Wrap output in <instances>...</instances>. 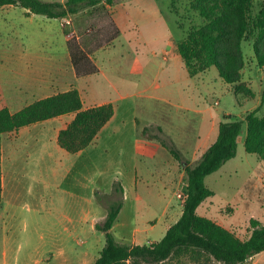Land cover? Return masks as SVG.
<instances>
[{
    "label": "crops",
    "instance_id": "1",
    "mask_svg": "<svg viewBox=\"0 0 264 264\" xmlns=\"http://www.w3.org/2000/svg\"><path fill=\"white\" fill-rule=\"evenodd\" d=\"M129 5V3H121L112 6V18L119 33L112 37L113 42L122 35L120 10L124 7L130 9ZM133 21L134 25H139L137 20ZM174 38L170 35L166 43L170 48L162 49V62L161 65L158 64L157 73L150 65L153 60L149 59L144 63L139 55L124 60V53L114 62L117 66L115 70L117 79L116 82H111L104 74V66L111 63L105 54L107 49L92 50L87 44L88 40L83 43L84 45H80L79 42L96 70L78 74L72 62L68 37L65 34L64 52L61 55L56 54L58 59L54 64L56 68L52 66L35 68L26 62L27 67L17 71L21 77H24L26 83L20 85L18 91L6 90L3 87L0 107L6 105L12 113L35 100L72 88L80 91L84 109L112 103L115 110L113 117L102 128L93 143L77 153H70L58 144L60 131L69 125L75 113L36 122L2 135L0 221L6 244L16 240L17 233L37 232L40 241L51 248L57 250L61 248L55 260H59L62 256L65 259L63 264H75L74 260L68 261L67 257H64L65 249L70 251L73 249L72 242L78 234L96 232V224L106 218L108 207L112 202L117 199L123 200L122 209L112 228L115 235L118 230H124L126 220L120 219L129 200L138 199L144 192L148 197L150 194L151 197L153 194L155 196V185L158 195L165 199L167 192L184 178L186 166L198 162L216 140L220 121L216 124L217 133L213 137L214 124L209 129L202 130V124L198 123L196 101L194 102L196 108L191 109L185 106L183 101L173 103L170 91L163 90L168 84L176 82L180 76L185 79H195L208 71L190 76L177 51L178 39ZM19 56L22 59L26 55L20 52ZM59 58L62 59L60 66ZM107 59L108 62L105 61ZM150 69V73L154 74L156 79L140 82L133 77L137 71L142 73L141 70L150 71ZM147 73L145 72V75ZM163 73L169 79L165 83L159 79ZM182 109L193 111L194 116ZM139 112L151 114L150 116L155 119H149L142 124L143 121L138 117ZM153 127L160 134H157ZM171 146L177 151L179 158L174 155ZM125 151H130L129 153L132 154L131 160L135 168L127 175V179L131 182L129 187L120 177L121 167L114 165L113 161L116 153L121 154L119 156L121 158ZM138 154L150 157L157 164L163 157L162 162L166 164V170L157 171L153 165L152 167L146 165L143 172L139 173L135 167L141 160ZM118 184L123 189V194L116 190ZM174 193L173 188L172 196L167 199L165 205V215L172 207ZM114 195L118 196L117 199ZM90 218H93L92 223ZM60 219L67 223L62 227V231L68 232L62 240L58 234ZM157 220L148 219L143 227L136 226L132 231L134 236L130 243L125 244L157 241L146 236L147 241L144 242L136 235L148 232L145 228L147 225L154 228ZM173 224L168 223L164 227L160 238ZM98 240L101 241V236ZM7 259L4 263L10 264ZM35 260L41 263L48 262L51 258L37 257ZM18 262L15 258L13 264H19Z\"/></svg>",
    "mask_w": 264,
    "mask_h": 264
},
{
    "label": "rangeland",
    "instance_id": "2",
    "mask_svg": "<svg viewBox=\"0 0 264 264\" xmlns=\"http://www.w3.org/2000/svg\"><path fill=\"white\" fill-rule=\"evenodd\" d=\"M43 1L64 2L65 0ZM121 3H129L130 9L124 7L120 10L119 20L122 26V35L113 42L112 37L118 33V27L112 18V6ZM26 12L27 9L19 5L0 7V103L2 102L3 87L6 90L18 91L20 85L26 83L24 77L17 73L20 68L24 70L27 67L26 62L35 68L42 66L56 68L54 66L55 62L58 61L56 54L61 55L64 52L66 31L70 32L67 37L69 35L75 36V41L80 42V45H84L83 43L88 40L87 44L92 50L107 49L105 54L110 59L109 63L113 64L104 66V74L111 82H116L115 70L117 66L114 62L117 61L118 56L125 53L123 59L127 60L130 56L133 58L139 55L144 63L149 59L150 61L153 60L150 65L157 73L158 64L161 65L162 62V49L164 47L170 48L169 45L166 46L169 36L179 39L184 34L185 29L202 21L199 13L193 8V0H114L111 5L104 1L94 7L84 8L67 19L48 18L40 14L28 16ZM132 19L137 20L139 25H134ZM242 46L245 57L242 81L244 88L250 90V94H247L243 88L237 92V85L226 83L220 77L216 67H211L207 72L205 71L206 73L195 79H185L180 76L176 82L168 84L167 88L163 89L170 91L169 94L173 103L183 101L185 106L193 109L196 108L194 105L196 101L198 104V123L202 124V130L209 129L214 124L213 137L217 133L216 124L224 119V115H230L232 119L242 120L247 112L261 104L259 114H264V102L262 103L264 67H260L257 63L252 40H245ZM20 52H24L26 55L22 59L19 56ZM59 59L60 66L62 59ZM109 59L105 61L108 62ZM138 67L140 68V63H138ZM141 71L142 73H137L138 71L134 73L133 77L136 80L147 82L156 79L154 74L150 73L151 69L150 71ZM145 72L148 73L145 75ZM159 79L162 83L169 80L165 73ZM185 112L194 116L193 111L185 110ZM150 115L143 112L138 113V117L143 121L142 124L154 118ZM153 130H155L154 127ZM155 132L160 134L157 130ZM246 135L247 124L244 122L238 137L236 156L226 162L219 171L206 177V183L214 191V195L208 197L198 208L200 215L214 219L219 224L234 230L242 238L250 234V220L252 218L264 224V161L258 155L248 153L245 150ZM167 143L169 144L170 141ZM129 152H123L121 158L119 157L121 154L116 153L113 160L114 165L121 167L120 177L128 187L131 182L127 179V175L130 171L135 170L131 160L132 154ZM138 156L141 160L135 167L139 173L143 172L146 165L149 167L153 165L157 171L166 170V164L162 162L163 157L157 164L148 156L141 154ZM119 159H121L120 162ZM184 178H181L180 182L173 186L175 192L172 199L173 204L166 215L165 205L172 196L173 188L167 192L165 199L158 195L157 185H155V196L153 194L151 197L150 194L148 197L144 192L138 199L129 200L120 219H125L126 224L124 230H118L115 233L116 239L124 241L123 243H130L134 236L133 229L136 226L141 228L148 219L153 220L155 218L158 220L154 228L147 225L145 228L148 232L136 235L137 237L140 236L144 242L147 241L146 236L149 239H161L160 236L164 227L168 223H175L183 212L185 203L183 195L187 192ZM117 197L116 195L115 198L117 199ZM92 219L90 218L91 223ZM65 225L67 223L60 219V232H58L60 240L68 233L62 231V227ZM99 236H101V241L98 240ZM4 237V233L1 232L0 221V264H5L6 258L10 264H13L15 258L18 259L19 264L64 263L65 259L62 256L59 260H55L61 248L57 250L40 241L37 232L17 233L16 240L10 241L9 244L5 243ZM104 239L103 232L99 230L91 233H80L72 242L73 249L71 251L65 249L64 257H67L68 261L74 260L75 264H93L104 247ZM37 257H47L51 260L37 263L35 260ZM127 264H131V262L129 261ZM140 264L152 263L140 262ZM157 264L219 263L213 259L198 260V258L185 255L173 256ZM243 264H264V251L250 257Z\"/></svg>",
    "mask_w": 264,
    "mask_h": 264
},
{
    "label": "trees",
    "instance_id": "3",
    "mask_svg": "<svg viewBox=\"0 0 264 264\" xmlns=\"http://www.w3.org/2000/svg\"><path fill=\"white\" fill-rule=\"evenodd\" d=\"M104 1L111 4L114 0H0V7L19 5L27 9L28 16L40 14L48 18L67 19L84 8L96 6ZM193 8L199 13L202 21L185 29L177 41V51L189 75L193 77L216 67L226 83L237 85V92L243 88L250 94V90L244 88L242 81V70L245 67L242 44L245 40L253 41L257 63L264 67V0H193ZM68 46L78 74L96 70L75 41V36H68ZM261 106L262 104L247 112L242 120L224 115V119L219 123L216 140L198 162L186 166L184 179L188 197L183 212L160 240L133 245L118 242L112 228L122 209L123 200L112 202L104 221L96 224V229L104 234L105 244L94 264H127L129 261L131 264H157L173 256L185 255L198 260L213 259L219 264H243L248 258L263 252L264 224L257 219L250 220V234L242 238L234 230L198 213L202 203L214 195V191L206 183V177L236 156L238 137L244 122L247 124L245 150L258 155L264 161V114H259ZM114 111L112 103L84 109L82 96L77 88L35 100L14 113L8 106H1L0 202L2 135L36 122L75 113L74 119L60 131L58 144L70 153H77L93 143L113 117ZM171 150L179 158L177 151L173 148ZM116 190L123 194L119 184L116 185Z\"/></svg>",
    "mask_w": 264,
    "mask_h": 264
},
{
    "label": "built area",
    "instance_id": "4",
    "mask_svg": "<svg viewBox=\"0 0 264 264\" xmlns=\"http://www.w3.org/2000/svg\"><path fill=\"white\" fill-rule=\"evenodd\" d=\"M179 196H182V194H179ZM187 197H188V193L186 192V193L183 195V201H184V202L186 201Z\"/></svg>",
    "mask_w": 264,
    "mask_h": 264
},
{
    "label": "water",
    "instance_id": "5",
    "mask_svg": "<svg viewBox=\"0 0 264 264\" xmlns=\"http://www.w3.org/2000/svg\"><path fill=\"white\" fill-rule=\"evenodd\" d=\"M249 259V258H248Z\"/></svg>",
    "mask_w": 264,
    "mask_h": 264
}]
</instances>
